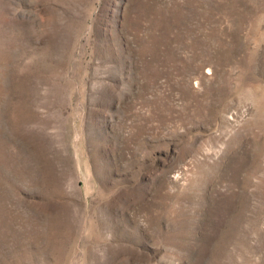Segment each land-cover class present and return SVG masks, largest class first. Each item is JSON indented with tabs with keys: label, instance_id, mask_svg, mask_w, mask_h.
Returning <instances> with one entry per match:
<instances>
[{
	"label": "rangeland",
	"instance_id": "obj_1",
	"mask_svg": "<svg viewBox=\"0 0 264 264\" xmlns=\"http://www.w3.org/2000/svg\"><path fill=\"white\" fill-rule=\"evenodd\" d=\"M0 264H264V0H0Z\"/></svg>",
	"mask_w": 264,
	"mask_h": 264
}]
</instances>
